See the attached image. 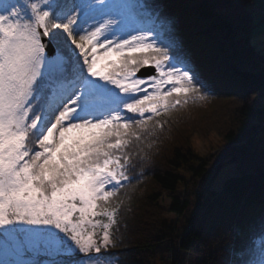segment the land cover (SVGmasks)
<instances>
[{
  "label": "snow or ice",
  "instance_id": "obj_1",
  "mask_svg": "<svg viewBox=\"0 0 264 264\" xmlns=\"http://www.w3.org/2000/svg\"><path fill=\"white\" fill-rule=\"evenodd\" d=\"M205 89L158 4L0 0V264H101L128 145Z\"/></svg>",
  "mask_w": 264,
  "mask_h": 264
},
{
  "label": "trees",
  "instance_id": "obj_2",
  "mask_svg": "<svg viewBox=\"0 0 264 264\" xmlns=\"http://www.w3.org/2000/svg\"><path fill=\"white\" fill-rule=\"evenodd\" d=\"M251 1L137 0L158 4L170 16L206 95L155 118L130 142L129 180L114 201L115 246L94 255L113 256L115 264H157L159 248L168 242L198 256L197 264H229L241 249L261 243L264 60L252 40L257 21ZM212 131L221 143L199 154L192 135L207 138ZM226 160L237 161L240 171L215 187ZM162 196L170 198L168 207Z\"/></svg>",
  "mask_w": 264,
  "mask_h": 264
},
{
  "label": "rangeland",
  "instance_id": "obj_3",
  "mask_svg": "<svg viewBox=\"0 0 264 264\" xmlns=\"http://www.w3.org/2000/svg\"><path fill=\"white\" fill-rule=\"evenodd\" d=\"M264 0H253L256 8L253 12L254 19L257 21L253 32L252 40L260 46V30L261 25L264 23L261 17L260 6ZM254 6V7H255ZM221 143V137L214 131H212L207 138H202L198 133H194L191 137V145L199 154H207L210 150L214 151L215 148ZM240 171V165L237 161L226 160L216 176L213 186L220 187L224 179L231 174L238 173ZM161 204L168 207L170 204V198L162 196L159 200ZM170 221L176 222L178 216L175 213H169L165 215ZM160 253L157 257V264H197L199 257L190 251L179 250L175 245H169L168 242L159 248ZM94 255V254H91ZM96 256V255H94ZM101 264H115V257L109 255L100 256ZM83 260V264H93L87 257H79ZM174 260L176 262H174Z\"/></svg>",
  "mask_w": 264,
  "mask_h": 264
},
{
  "label": "water",
  "instance_id": "obj_4",
  "mask_svg": "<svg viewBox=\"0 0 264 264\" xmlns=\"http://www.w3.org/2000/svg\"><path fill=\"white\" fill-rule=\"evenodd\" d=\"M141 73L145 74V75H150L151 74V69H141V72L138 73V75H140Z\"/></svg>",
  "mask_w": 264,
  "mask_h": 264
},
{
  "label": "bare ground",
  "instance_id": "obj_5",
  "mask_svg": "<svg viewBox=\"0 0 264 264\" xmlns=\"http://www.w3.org/2000/svg\"><path fill=\"white\" fill-rule=\"evenodd\" d=\"M251 4H252L253 6H255V4L253 3V0L251 1ZM254 8H256V6H255Z\"/></svg>",
  "mask_w": 264,
  "mask_h": 264
}]
</instances>
